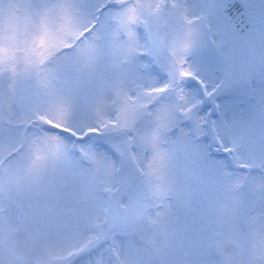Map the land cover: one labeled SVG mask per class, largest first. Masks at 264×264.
<instances>
[{
	"label": "snow or ice",
	"instance_id": "6c2138e0",
	"mask_svg": "<svg viewBox=\"0 0 264 264\" xmlns=\"http://www.w3.org/2000/svg\"><path fill=\"white\" fill-rule=\"evenodd\" d=\"M0 264H264V0H0Z\"/></svg>",
	"mask_w": 264,
	"mask_h": 264
}]
</instances>
